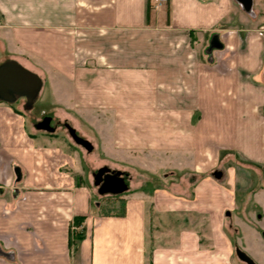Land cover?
I'll return each instance as SVG.
<instances>
[{
    "label": "crops",
    "instance_id": "1",
    "mask_svg": "<svg viewBox=\"0 0 264 264\" xmlns=\"http://www.w3.org/2000/svg\"><path fill=\"white\" fill-rule=\"evenodd\" d=\"M0 42L60 119L145 170L104 215L69 150L0 101V264H236L216 217L264 209V0H0Z\"/></svg>",
    "mask_w": 264,
    "mask_h": 264
},
{
    "label": "rangeland",
    "instance_id": "2",
    "mask_svg": "<svg viewBox=\"0 0 264 264\" xmlns=\"http://www.w3.org/2000/svg\"><path fill=\"white\" fill-rule=\"evenodd\" d=\"M10 58L16 59L17 56L6 47V44L4 42H0V64ZM18 58L26 62V64L30 66L31 69L36 68V70L41 73L40 76L44 80L45 73L43 72V69L39 66L33 65V62L29 57L19 56ZM51 101L52 97L50 96L48 86L45 85L40 96L37 98L31 109H26L24 107L26 103L25 98H19L17 101H15L14 107L20 110V112L25 116L27 129L33 136L37 138L43 137V142H46L45 139L47 141L50 140L52 142L55 139L58 143L65 146L66 149L69 150V152L73 155L74 158L73 168L71 169L72 174L76 176L78 180H80V182L82 181L83 183L88 184L93 189L95 194L98 195V199L101 202L102 206L104 205L108 208L118 207L119 202L115 203L117 206H113V201L116 200L114 196L108 194L101 195L98 193V189L94 184V173L97 172V170L103 166H110L111 168L127 171L130 174L129 180L130 188L132 190L141 182H143L145 170L131 166L129 162L126 161H115L110 155L102 152L98 148V146L95 145L97 138L96 135H92L91 137L92 142L95 143V148L93 149V151H87L85 147L77 144L70 136L69 131L64 124V122L67 121L75 127V124H77V122L60 119L56 111L53 109ZM48 115L53 117V122L56 123L57 126L55 131L52 133L46 130L37 129L35 127V123L39 122L43 118V116ZM78 134L80 136H84L80 132H78ZM218 169L224 171V168L222 166L218 167ZM261 174L264 177V172H262ZM128 192L129 191H126L121 195L124 197V195H126ZM248 204L249 205L245 211H240V209L234 210L232 211L231 216L226 215L223 212L219 217H216V219L218 220V222L220 221V225L223 226V229L224 231H226V234L231 240L232 244H237L240 249L244 250L248 255L253 257L258 264H264V225H261L258 228L257 237L251 236L250 232L246 231L247 229H256L259 226L258 222H264V209L255 208L257 212H261V219L257 217L254 210H251V215H247L246 213L251 209V201ZM242 214H244V218L247 219H244ZM196 223H200L198 227H200L201 234H209L211 224V219L209 216L201 217L200 221ZM243 229H246V232ZM235 244L231 247L234 262L236 264H246L237 256Z\"/></svg>",
    "mask_w": 264,
    "mask_h": 264
},
{
    "label": "water",
    "instance_id": "3",
    "mask_svg": "<svg viewBox=\"0 0 264 264\" xmlns=\"http://www.w3.org/2000/svg\"><path fill=\"white\" fill-rule=\"evenodd\" d=\"M245 9L249 10L251 7V0H242ZM43 78L39 73L24 66L16 59H7L0 64V101L14 103L19 98H25L26 103L24 107L31 109L40 96L43 88ZM52 116H45L42 120L35 124V127L40 130L54 132L55 128L51 125ZM72 139L79 145L85 147L88 151H92L94 145L88 139L80 136L75 127L66 123ZM122 170L112 171L108 166L101 167L95 172V185H100L99 193L106 194H122L129 190V185ZM213 175L216 178H221L223 172L215 170ZM264 235V232H263ZM236 253L239 259L246 264H258L253 257L248 255L239 247L236 248Z\"/></svg>",
    "mask_w": 264,
    "mask_h": 264
},
{
    "label": "trees",
    "instance_id": "4",
    "mask_svg": "<svg viewBox=\"0 0 264 264\" xmlns=\"http://www.w3.org/2000/svg\"><path fill=\"white\" fill-rule=\"evenodd\" d=\"M147 9L149 11L150 4H148V8ZM10 105H12L14 107V103H10ZM14 108H15V110L17 112L21 113L20 110H18L16 107H14ZM108 195H112V196H114L116 198V200L113 201V203H114L113 206H117L115 203L119 202L118 203V207L108 208V207H105L103 205L101 207L102 213L104 215L124 216L125 213H126V199L121 194H108ZM83 221H84V216H75L74 217V224H76V225H81ZM82 237H83V233H81V231H79V232H77L75 234L74 241L75 240H81Z\"/></svg>",
    "mask_w": 264,
    "mask_h": 264
},
{
    "label": "flooded vegetation",
    "instance_id": "5",
    "mask_svg": "<svg viewBox=\"0 0 264 264\" xmlns=\"http://www.w3.org/2000/svg\"><path fill=\"white\" fill-rule=\"evenodd\" d=\"M45 116H43V118H44ZM42 118V119H43ZM41 119V120H42ZM54 121V119H52V121H51V125L52 126H54V128L56 129V123H54L53 122ZM66 123H68V122H64V124H65V126H66ZM36 124V123H35ZM104 167V166H103ZM109 168H111L110 166H108ZM111 170L113 171H116V170H118V169H116V168H111ZM95 174V173H94ZM122 176H124V178L126 179V182L130 179V175H129V173L128 172H126V171H123V173H122ZM93 177H94V175H93ZM94 181H95V177H94ZM96 187H97V189L99 190V187H100V185H95ZM263 239H264V237H263ZM235 243H233V245H234ZM236 248H238V245L237 244H235V249Z\"/></svg>",
    "mask_w": 264,
    "mask_h": 264
},
{
    "label": "built area",
    "instance_id": "6",
    "mask_svg": "<svg viewBox=\"0 0 264 264\" xmlns=\"http://www.w3.org/2000/svg\"><path fill=\"white\" fill-rule=\"evenodd\" d=\"M167 0H153L154 3H156V6L159 5V3L166 2Z\"/></svg>",
    "mask_w": 264,
    "mask_h": 264
}]
</instances>
